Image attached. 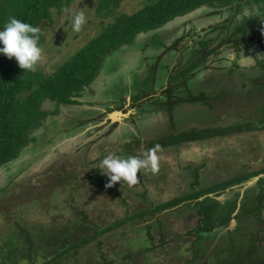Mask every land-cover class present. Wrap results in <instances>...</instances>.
<instances>
[{"label":"rangeland","instance_id":"1","mask_svg":"<svg viewBox=\"0 0 264 264\" xmlns=\"http://www.w3.org/2000/svg\"><path fill=\"white\" fill-rule=\"evenodd\" d=\"M141 1L143 0H122L119 6L115 5L117 11L115 14L136 10L138 6H142V3H139ZM210 7L204 5L181 18L171 20L162 31L160 30L159 37L157 36L152 42L154 49L146 50V57H136L133 50L130 53L119 50L121 52L104 55L99 74L90 84L93 88L88 86L81 90V93H86L79 100L80 105L73 103L59 105L51 100L45 101L43 105L48 111L47 115L43 116V119L41 117L42 127L33 133L37 135L38 140L30 142L17 159L0 167V198L3 201L6 200L0 203V209L6 211L7 207L13 218H18L17 220H20V215L16 214L18 212L25 217L28 215V222L36 224L52 221L62 224L68 223L70 219L80 221L86 217L98 227H104L128 214L144 211L150 208V205L153 206L155 203L187 192L194 179L193 170L196 167H199L198 188L249 171L263 169L264 129L204 141L186 142L179 147L161 148L157 153L159 172L152 174L149 170H143L139 176V184L132 187L123 182H118L111 188L106 187L109 177L99 169L100 162L109 154L121 158L142 157V153L148 149L146 140L151 134L183 131L191 126L204 128L221 125L224 122L228 124V121H249L252 118L264 117V106H262L264 96L257 95L251 104L252 106L259 104L258 113L261 115L249 114L254 110L244 111L242 105L239 108L226 107L213 102L216 106L215 114L213 116L209 114L210 117L206 118L208 120L201 121L202 117H206L204 109L208 110V106L213 104H208L209 101H213L210 99L218 95L214 96L218 88L219 92L225 91V93L236 90L239 97L235 96V98L242 100L244 94L237 89L244 87L246 89L250 85L252 88L264 87L263 29H261L263 35L261 39L248 41V48L241 47L237 50L230 45L226 46L223 48V53L216 55V58H210V63L207 65L208 70L216 66L239 68L238 64L233 65L235 50L239 51L241 68L246 71L254 70V67L259 68L257 86L250 77L248 78V75L246 79L238 78L237 75V79L228 71L224 74L218 72L219 74L215 76L219 78H216L213 83L214 77L210 81L194 73L183 78L180 71L181 68L186 67L180 68V66L187 63L180 59L179 66L178 60L170 59L167 54L162 55L163 51L165 52L164 49H160L163 42L157 39L168 41L174 34L180 32L192 34L203 27V20L210 19L213 23L229 14L218 6L217 9L214 6ZM101 9V0H73L64 12L56 14L54 25L45 19L46 23L41 26V29L44 30L47 38L40 43L45 50V57L38 68L48 73L56 67L59 58L67 59L82 45L85 44L84 47L89 45L88 39L93 35L92 33L100 29L99 25L102 27L103 21L105 22L106 18L102 19V15L98 14L102 12ZM80 11L84 12L86 23L77 32L73 30V17ZM252 11L246 12L245 15L239 11L237 19L241 21L248 14L253 16ZM98 17L102 19L99 22L96 19ZM112 18L113 16L108 20ZM206 25L208 24L204 26ZM160 27L162 26L156 28ZM150 30L138 34L143 35ZM216 30L207 31L215 37L216 42L221 41L220 37L231 31L224 28ZM204 33L202 31L200 35L197 34L195 42H198L201 39L199 36ZM138 34L136 37L139 36ZM141 37L139 36L138 39ZM136 40L134 38L127 44L136 45L138 43ZM203 44L207 45V42L203 40ZM189 54H187L189 57H195V53ZM140 57L145 59L142 60L144 62ZM130 61L133 62V66L130 65ZM147 61L153 64L147 65ZM131 67L140 69L130 71ZM173 78L176 79V83L174 80L171 82ZM221 78L227 84L221 82ZM189 87L194 93L192 96L188 93L189 98L186 100L178 96L186 90L183 88ZM202 89H204L203 95H197L194 91ZM194 96L201 98L191 102L189 99ZM248 96L246 95L247 98ZM198 103L208 106L203 109ZM176 105L179 107L177 108ZM197 111L203 113V116L201 117ZM110 115L113 118L112 121L109 120ZM117 121L119 128L115 133V129H111V126ZM256 178L253 177L230 190H220L204 195L200 201L206 206H214L217 200L224 201L228 197L238 200L240 194H245L246 191L249 195L255 196L260 192L259 184L255 185ZM250 186H253V189L249 191ZM245 189L246 191L242 192ZM145 193L146 197H142ZM181 206L165 210L155 218L147 213L142 218L131 220L109 232L100 234L90 249L84 246L79 248L76 260L86 264L89 260L85 258L88 251L100 244L99 249L101 248L107 257L115 259L117 264L126 250L135 255L132 262L136 260L137 264L149 261L156 264H185L187 260L194 257L197 249L198 256L195 255V259L198 261L204 259L203 263L208 264L209 261L212 263L216 260L215 254L222 250L230 239L244 232L243 228L233 231L237 225L236 220L235 225L232 223L233 226L213 229L209 236L205 232H200L201 236H196L193 229L198 225L197 219L202 216L196 212L199 205L193 203V208ZM237 207L236 210L239 211L240 206ZM13 224H15L13 220H7L4 215H0V234L7 231L8 226ZM148 225H150L149 230ZM241 225L257 237L263 235L264 212L262 218L254 219L246 216L242 219ZM148 231L155 235L154 240L151 239ZM163 236L164 242H161ZM260 242L261 247L258 250L262 251L264 241ZM146 247L153 248L151 252H144ZM122 250L124 251L121 252ZM252 256L257 255L254 253Z\"/></svg>","mask_w":264,"mask_h":264},{"label":"trees","instance_id":"2","mask_svg":"<svg viewBox=\"0 0 264 264\" xmlns=\"http://www.w3.org/2000/svg\"><path fill=\"white\" fill-rule=\"evenodd\" d=\"M101 1L102 9L100 11L103 13L98 14L102 15V19L106 18L105 22L102 23L103 26L99 25L102 30L98 28L92 33L93 35L88 39V41L90 40L89 45L85 47V44L82 45L67 59L59 58L56 67L50 72H44L40 68L35 72H24L15 58L9 59L0 53V167L17 159L30 142L38 140L37 135L35 136L33 133L42 127L41 117L43 119V116L46 117L47 115L48 111L43 105L45 101L51 100L59 105L80 103L76 96L81 93L83 87L90 86L96 79L104 55L110 54L119 46L129 43L136 38L138 33L162 26L175 17L185 15L203 5L221 7L233 5V8L237 10L242 4V0H144L139 2L142 3V6L133 12L115 14L117 12L115 5L119 6L122 0ZM247 1H254L257 15L249 21L245 20L237 24L235 29L247 31L245 33L247 37L250 36V31L253 36L256 33L261 36V29L264 31V0ZM72 2L73 0H0V30H3L9 18L15 17L40 29L38 33L40 45L47 38L41 26L46 23V20L54 25L56 14L64 12ZM112 16V20H108ZM96 19L99 22L101 18ZM218 26L216 25L215 28ZM254 26L258 31L252 29ZM236 30L233 32H237ZM228 38L233 39V37ZM225 41L224 39L222 43ZM0 47H3L2 43H0ZM219 49L220 46L216 45L208 53L216 54ZM207 58L208 56H204L203 61L192 62L181 74H190L193 69L204 64ZM173 80L175 78L171 79V82ZM250 89L249 87L248 90ZM181 93L182 95L187 94L186 90ZM188 98L183 97L185 100ZM192 98L198 100L201 97ZM202 101L207 100L202 99ZM208 117L210 116L202 117L201 121L205 122L204 120H208L206 119ZM259 129H264V117L252 118L249 121H228V124L224 122L221 125L204 128L191 126L183 131L174 130L170 133L164 131L157 136H150L146 140V147L148 149L155 145H159L160 149L179 147L186 142L204 141ZM193 171L194 179L187 192L176 195L172 199L155 203L153 206L150 205V208L144 211L128 214L104 227H98L93 222L88 221L86 217L80 221L70 219L71 221L68 223L63 222L62 224L57 221L36 224L31 221L28 222V215L25 217L18 212L16 214L17 216L20 215V220H17L18 218L14 219L7 207L6 211L1 208L0 215H4L7 220H13L15 224L11 225L12 227L8 226L9 229L0 234V264H81L79 260H76L79 255V248L84 246L87 247L86 249H90L100 234L109 232L131 220L142 218L147 213L155 218L159 213L182 207L181 205L193 208V203L199 205L196 212L202 215L201 218L197 219L198 225L193 229L196 236L200 235V232H205L209 236L213 229L228 226L232 218L237 220V225L233 231L240 228H243L242 231H244L238 237L230 239V242L225 244L222 250L219 249L220 251L215 254L216 260L212 263L209 261L208 264H264V249L258 250L261 247L260 241L263 239L255 236L253 232L248 231V228L241 225L242 219L246 216L254 219L262 218L264 187L262 186L259 195L241 200L236 215L233 213L239 206L237 199L226 202L217 200L214 206H206L199 199L204 195L222 191L232 183H238L264 172V168L233 176L201 188H198L197 172L199 167ZM102 177L105 178L106 176L102 175ZM263 182L264 178L260 180V183ZM142 197H146V193ZM0 201L3 203L6 200L3 201L0 198ZM147 227L149 230L150 225ZM233 231L229 232L232 233ZM148 233L150 232L148 231ZM149 235L152 240L155 239L153 233ZM161 242H164V236ZM99 246L100 244H97L88 251L85 258L89 260L86 264H117L116 260L107 257L104 251L99 249ZM148 248L146 247L144 252H151L153 247ZM254 253L257 256H252ZM195 255L198 256V249L195 251L194 257L187 260L185 264H204V259L198 261L195 259ZM133 257L135 255L126 250L118 264H137L136 260L132 262ZM141 263L156 264L152 261L140 262L139 264Z\"/></svg>","mask_w":264,"mask_h":264},{"label":"flooded vegetation","instance_id":"3","mask_svg":"<svg viewBox=\"0 0 264 264\" xmlns=\"http://www.w3.org/2000/svg\"><path fill=\"white\" fill-rule=\"evenodd\" d=\"M241 3H242L241 6L237 10H235L233 8V5H230V6H222V7L221 6H218L221 9H224L225 11H228L229 14H228V16L224 17L223 19L216 20L218 23L216 21H213L214 24L212 25V27H210L208 25L204 26L205 24L211 22L210 19L209 20H203V27L198 28L199 30L198 31H194L192 34L191 33H185L184 34V33H181L180 32V33L174 34L171 37V39L168 40V41H164L162 39H160V40L157 39L158 41H162L163 42V44H161L162 46H161L160 49H164L165 52L163 53L164 55L163 54L162 55L165 56L167 54V55L170 56V59H173L174 61H176V60L181 61L182 60V62L187 63V64H185L183 66H180L179 65L180 68L181 67H183V68L184 67H187L192 62L203 61L204 60L203 57L204 56H208V58L204 61V64H202L199 67L193 69L190 73L191 74L194 73V75H197V76H199L202 79H206V80H210V81L214 77V79L212 81V83H213V82H215L216 78H219V77H217L215 75H218L220 72H221L220 74H224L225 71H228V73L229 74H232L235 78H237V75H238V78H244V79H246L247 78V75H248V78L250 77V80H252L253 82H255V85L257 86V84H258V81H257L258 78L257 77L259 76L258 75L259 68L254 67L255 69L254 70L252 69L253 71L252 70L246 71L244 68H241L242 67V64H241V62H239V59L241 58L240 55H239V53H238L239 51H236L235 50L236 54L234 56V63H233V65L234 64H238L237 67H239V68H236V67H233V66H232L233 68L232 67L230 68L228 66H226V67L225 66H216L215 68L213 67V69H211V70L210 69L208 70V68H207V65L210 63L209 62L210 61V58H212V57H215L216 58V55H221L223 53V48L224 47L230 45L231 48H236L237 50H240L241 47L242 48L243 47L248 48V41H254V40L255 41H258V39H261L260 37L263 36V35L259 36V34H257V33L255 34V36H253L252 35V32L250 31V36L247 37V36H245V33H247V31L240 30V29H238V31L236 30L237 32H233L235 30V26L237 27V24L242 23L245 20L246 21H249V20L253 19L254 15H257V11L255 10V6H254V1L242 0ZM203 6H201V7H203ZM249 6L250 7L252 6V8L249 9L248 8ZM207 7L211 8L208 5H207ZM214 7H216V9H217V6H214ZM239 11L240 12H243L244 13L243 15H245L246 12H248V11H252L254 13V15L253 16H250V14H248L245 17H243L241 19V21H240V19H237V16H239V14H240ZM178 17L179 16L175 17L172 20H175ZM170 21L166 22L164 24V26H162V28L165 27V26H167ZM238 21H240V22H238ZM216 25H219V26L215 28ZM221 28H224L225 30H231V31H228L226 35L220 37V38H222L221 41L216 42L215 37L214 36H211L210 33L207 32V31H209V29H217V30H219ZM252 29L254 31H258L256 29V26H254V28H252ZM202 31H204L205 33L203 35L199 36V37H201V39L199 40L200 42L199 41L198 42H195V40L197 39L196 38L197 34L200 35V33ZM159 34H161V31L158 34H147V35H150V36L149 37H146L144 39L145 45H144V43H142V45L146 46V50L147 51H152L154 49V46H153V43L152 42L154 41L155 38H157V36L159 37ZM228 37H231V38L233 37V39H229ZM224 39L226 41H225V43H222ZM203 40L205 42H207V45H204L203 44ZM216 45L220 46L219 52H217L216 54H213L212 52L208 53ZM189 53H195V57L194 58L189 57V55H190ZM187 54H189V55H187ZM262 57H264V50H263ZM224 68H227V69H224ZM184 71H185V69H182L181 68V71L180 72L183 73ZM180 75L184 78V77H186L189 74H187V75L180 74ZM197 76H195V78ZM208 76H210V77H208ZM225 77H227V76H225ZM174 82L176 83V79L174 80ZM221 82H224V80L222 78H221ZM224 83H226V82H224ZM90 88H91V85H90ZM250 88H252L251 85H250ZM191 90H192V88L189 87V88L186 89V92H187V94L189 93L192 96V94H194V93ZM203 90L204 89H202V90H194V91H195V93L197 95H203L204 94ZM242 90H244V91H242ZM237 91H240L241 93L244 94L243 95L244 98L242 100H240V98H237V99L235 98V96L239 97V95H237L236 90H232V91H229L228 93H225V91L219 92V88H218L217 89V93H215L214 96L217 95V94L218 95L215 98H211L210 100H213V101H209L208 104H211V103L214 102L215 104L218 103L219 105H225L226 107L235 106L237 108H239L242 105L244 111H250V110L253 111L254 110L253 113H249V114H252L253 116H255L256 114L257 115L260 114V113H258V106H259V104L252 106L251 103H253V101L256 99L255 97L257 95H263L264 96V87L261 89L260 86H259V87L252 88L250 90H248V88L245 89V87H244V88L237 89ZM231 92H235L236 94H233ZM85 93L86 92H83V93L78 94L76 96V99L79 101L85 95ZM187 94L186 95H182V93H179L178 96L183 98L185 96L187 97ZM246 95H249L248 98L246 97ZM189 100L191 102H194L195 101L193 98L192 99H189ZM199 103H198V105L202 106L203 109L206 108V106H208V105L199 104ZM214 103L211 106H208L209 107L208 110L207 109H204L205 112H206V117L209 116V114H212V116H213V114H215V108H216V106L214 105ZM80 104L81 103H79L77 105H80ZM91 106H93V105H91ZM176 106H177V108L179 107V105H176ZM262 106H264V104ZM210 110H211V113H210ZM237 111H239V110H237ZM197 112L201 115V117L203 116V113H201L199 111H197ZM108 114H110V113H108ZM112 119H113L112 116L109 117V120L110 121H112ZM245 119H247V118H245ZM245 119H243V120H245ZM178 122L180 123V120H178ZM117 124H118V121L115 122L114 124H112V126H111V129H115L114 130L115 133L117 132V130L119 128V126ZM162 133L163 132L156 133V134H151V137L152 136H157V135L162 134ZM263 174H264V172H260L257 175L248 177V178H246L243 181H240L238 183H232V184L228 185V187H226L224 190H226V189L227 190H230V189L236 188V186H239L243 182L248 181V180H250L253 177H257L256 178V181H255V185L259 184V187H260L259 189L261 190L262 186L264 187V182L263 183H260V180L264 178V175ZM261 175H263V176L261 177ZM258 176H260V177H258ZM252 187L253 186L248 187V188H250L249 191L251 190ZM245 191H246V189L245 190H242V192H245ZM257 195H259V192L257 193ZM257 195H255V196H257ZM255 196L249 195L247 193V191H246L245 194H243V193L240 194V197H239L240 199H238V200L240 202L241 200H244L245 198L250 199V198H253ZM229 198L230 197H228V199H225L224 201L222 200L221 202L231 201L232 199H229ZM239 206H240V203H239ZM237 213H238V210H235L234 213H233V215H236ZM233 220L236 221L235 218H232L231 219V222L229 224L230 226L232 225V221ZM262 234L263 235L262 236H259V238L263 239L262 241H264V238H263L264 237V231H263Z\"/></svg>","mask_w":264,"mask_h":264},{"label":"clouds","instance_id":"4","mask_svg":"<svg viewBox=\"0 0 264 264\" xmlns=\"http://www.w3.org/2000/svg\"><path fill=\"white\" fill-rule=\"evenodd\" d=\"M86 23L83 11L73 17V30L80 31ZM40 29L15 17L9 18L3 30H0V53L9 59L15 58L19 67L25 71L35 72L45 57V50L39 45ZM159 145L145 150L141 156H120L109 154L99 165L103 174L109 177L106 187L111 188L118 182H123L129 187L139 184V176L143 170L152 174L159 172L158 151Z\"/></svg>","mask_w":264,"mask_h":264},{"label":"crops","instance_id":"5","mask_svg":"<svg viewBox=\"0 0 264 264\" xmlns=\"http://www.w3.org/2000/svg\"><path fill=\"white\" fill-rule=\"evenodd\" d=\"M144 1V0H143ZM143 1H141V2H143ZM140 7L138 6V9H139ZM137 10V9H136ZM133 11H135L134 9L131 11V12H133ZM181 17H183V16H179L178 18H181ZM217 22V21H216ZM218 23V22H217ZM169 24V23H168ZM208 24V26H212L213 24H214V22L212 23V22H209V23H207ZM162 26H164V25H162ZM166 27V26H165ZM165 27H163V28H165ZM163 28L162 27H160V28H155V30H153V29H151L150 31H148V32H146L145 34H143V35H141V34H138L139 36H142L140 39H138V37H136V41H138V43L136 44V45H132V46H130V45H128V44H123V45H121V46H119L116 50H114L113 52H118L119 50H123V51H127L128 53H130V51H132V52H134V55L136 56V57H139V56H144V57H146V46H144L145 45V43H144V39L146 38V37H149L150 35H147V34H158L159 33V31L162 29L163 30ZM161 30V31H162ZM146 35V36H145ZM142 43H144V45H142ZM143 50V51H142ZM141 51H142V53H141ZM119 52H121V51H119ZM127 53V54H128ZM141 53V54H140ZM163 53H164V51H163ZM164 55V54H163ZM141 58V57H140ZM142 60H145L144 58H141V61ZM131 62V61H130ZM142 62H144V61H142ZM137 63V62H136ZM144 64V63H143ZM150 64H153V63H151V62H149V61H147V65H150ZM181 64V62L180 61H178V65H180ZM130 65L131 66H133V62H131L130 63ZM129 65V66H130ZM135 69H138V68H135ZM134 69V67H131V70L130 71H132V70H135ZM140 69V68H139ZM139 69L137 70V71H139ZM91 88H92V86H91Z\"/></svg>","mask_w":264,"mask_h":264},{"label":"water","instance_id":"6","mask_svg":"<svg viewBox=\"0 0 264 264\" xmlns=\"http://www.w3.org/2000/svg\"><path fill=\"white\" fill-rule=\"evenodd\" d=\"M200 199H201V198H200ZM232 223H234V224H235V220H233V221H232ZM234 224H233V225H234ZM233 225H231V226H233Z\"/></svg>","mask_w":264,"mask_h":264}]
</instances>
